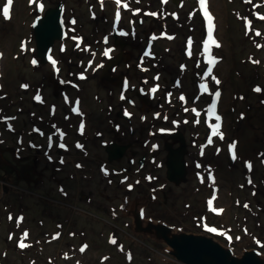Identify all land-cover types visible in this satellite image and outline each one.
I'll use <instances>...</instances> for the list:
<instances>
[{"label":"rangeland","instance_id":"1","mask_svg":"<svg viewBox=\"0 0 264 264\" xmlns=\"http://www.w3.org/2000/svg\"><path fill=\"white\" fill-rule=\"evenodd\" d=\"M218 1L221 2V0ZM15 11L18 13L14 18V21L10 23L12 29L11 34L6 37V43L8 45H11L13 40L16 41L14 39L13 33L17 29V27L19 26L20 30L22 29V26L19 24V19L23 15H27L26 10L24 8L23 0H16ZM226 16L223 17L222 21L220 22L221 37L223 38V41L225 43V46L221 50V53L223 56L226 55V59L222 64L221 71L225 73L224 76L228 78V81L222 84L224 94L220 97V102L218 101L217 104L218 113L220 117H222V119L219 120V125L216 130L218 131L219 137L221 129L226 132L227 135H229L230 133L231 136L234 135L238 137L241 143L239 142V146L236 152L240 154V156L242 157L241 159L254 163L255 168L262 170L260 166L261 157L259 153H262L264 151V75L263 73H259L258 82L263 86V92L259 96L251 94L244 97V99L239 98V95L236 94V92L240 94H247L248 92H252L250 87L256 81L254 76L251 74L250 70L243 69V75L241 70L235 67L236 63L234 60H238L239 58L237 57L242 52L239 46H244L245 56H247L251 52L257 51L253 49V46H250L249 49L247 48L246 43H250L251 40L249 39V37H246L244 34H241L242 28L240 24L235 22L231 15H229L227 18ZM180 33H182V30H180ZM14 74H16L15 71L13 69H10V73H8V76L12 77V75ZM8 86L12 90V86ZM250 101L254 104H257V106L254 107L251 111L249 121L246 122L244 126H242L241 122H239L240 115L243 109L248 110V106L246 104ZM196 110V114L199 119H201V121L205 122L206 124L211 121L209 111L202 110L201 108H197ZM196 128H201V126ZM162 154L161 157L164 160V156ZM10 164L11 168H13L14 170L16 169L20 173L24 174V176L27 177L28 180H30L31 175L34 174L31 169L30 161H21ZM24 165H26L25 170H23ZM243 166V163L238 164L230 172L224 168L225 165L219 167L218 169L219 177L222 183L221 203L228 206L227 212L225 214V219L230 221L228 222V225L235 229V231L232 233L240 234L246 224L250 228L248 230L251 234L254 233L255 235H262L263 233H261V231L264 230V212H261L259 205L255 204L256 202L252 203L251 211H247L243 208V205L246 203V200L245 197L242 196L244 192L239 189V183L242 182L243 178ZM16 175L19 178L21 176L19 173H17V171ZM192 176L193 174L190 173L191 178ZM188 183L189 184L187 185L186 182L183 183L182 187L177 193L178 196L175 199V201L178 202V204L180 205V208L183 206L182 203L187 196L189 197V200H192L194 198L193 195L190 194V192L195 190L188 189L190 188V186L196 185V183L192 184L191 181H189ZM193 194L196 196L197 199L200 198V194ZM236 196L240 198L239 201H235ZM163 200H165L166 202L165 205L162 204ZM29 202L35 203L33 200H29ZM170 204L171 201L164 195H162L160 197V200L154 205V207L163 212L166 208L170 206ZM36 205L39 207V204ZM54 206L56 208H59L58 203H55ZM181 210H184L183 207ZM87 220L89 219L87 218V216H85L82 222L85 223L87 222ZM122 224L123 223L121 221L120 225L122 226ZM105 225L106 224L103 223L100 226L101 228H104ZM123 231L125 237L130 238V232L127 229H124ZM141 239L142 238L140 237H135L134 239L131 238L130 240L133 243V247L136 252L135 263L147 264L145 255H150L151 249L147 246H142L140 243ZM93 244L95 249L96 243ZM105 245L106 242L104 241L102 244H99L98 247L101 248ZM251 245H254L252 237H246V235L242 241L237 242L235 244V246L239 249H242L245 246L249 247ZM156 257L160 259L158 255ZM120 261L123 262L122 256H117L113 260L111 259V264H121Z\"/></svg>","mask_w":264,"mask_h":264},{"label":"water","instance_id":"2","mask_svg":"<svg viewBox=\"0 0 264 264\" xmlns=\"http://www.w3.org/2000/svg\"><path fill=\"white\" fill-rule=\"evenodd\" d=\"M170 158L175 161V168L184 173L183 153L180 152L179 155ZM170 242L175 246L179 258L189 264H264V257L254 252L241 258L233 257L226 249L206 236L194 238L176 235Z\"/></svg>","mask_w":264,"mask_h":264},{"label":"snow or ice","instance_id":"3","mask_svg":"<svg viewBox=\"0 0 264 264\" xmlns=\"http://www.w3.org/2000/svg\"><path fill=\"white\" fill-rule=\"evenodd\" d=\"M7 2H8V4L10 5V4L12 3V0H7ZM165 2H166V0H165ZM116 3L119 5L120 0H116ZM124 6L127 7V5H124ZM2 14H3V16H4L5 18H8V16H9V8H8L7 6H5V7L2 9ZM205 15L208 17V22H209V38H211V36H212V31H213V28H214V25L211 24V19H212V18H211L210 15H208L206 9H205ZM117 18H119V11L117 12ZM257 35H259V33H257ZM212 42L215 43L214 40H213ZM217 46H218V45H217ZM206 50H207V49H206ZM213 63H214V61H213ZM211 72H212V68L209 67V68L207 69V71L204 73V75H205V76H208ZM212 79L215 80V77L213 76ZM216 82L219 83V81H216ZM201 87L204 89V91H207V88H206V87H204L203 85H202ZM155 90H156L155 88L152 89V91H155ZM256 90L259 91V89H256ZM219 95H220V93L217 91V92L215 93V96H216V97H219ZM181 99H183V96L181 97ZM215 108H216V104H215V101H213V103H212V105H211V107H210V111L214 113ZM219 119H220V117L217 116V117H216V120L219 121ZM217 127H218V125H217ZM221 138H222V137H221ZM51 139H52V138L49 137V140H50V141H51ZM210 142H211V141H210ZM50 146H51V144H50ZM59 146H60L61 148L65 147V145H63V144H60ZM234 146H235V145L233 144V145H231L230 147H234ZM245 206L247 207V205H245ZM20 246L23 247L24 245L21 244ZM84 247H86V246H84ZM84 247L81 248V251H84Z\"/></svg>","mask_w":264,"mask_h":264}]
</instances>
